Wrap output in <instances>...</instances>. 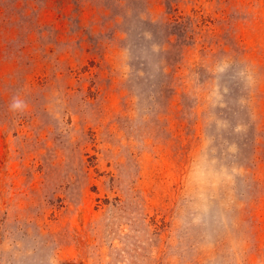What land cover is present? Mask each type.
I'll list each match as a JSON object with an SVG mask.
<instances>
[{
	"label": "rangeland",
	"instance_id": "obj_1",
	"mask_svg": "<svg viewBox=\"0 0 264 264\" xmlns=\"http://www.w3.org/2000/svg\"><path fill=\"white\" fill-rule=\"evenodd\" d=\"M0 264H264V0H0Z\"/></svg>",
	"mask_w": 264,
	"mask_h": 264
},
{
	"label": "clouds",
	"instance_id": "obj_2",
	"mask_svg": "<svg viewBox=\"0 0 264 264\" xmlns=\"http://www.w3.org/2000/svg\"><path fill=\"white\" fill-rule=\"evenodd\" d=\"M10 109L14 112L18 111L23 113L25 109L28 107L26 101L20 99L18 96H14L12 98V102L9 105Z\"/></svg>",
	"mask_w": 264,
	"mask_h": 264
}]
</instances>
